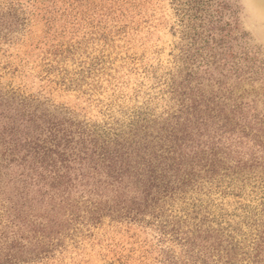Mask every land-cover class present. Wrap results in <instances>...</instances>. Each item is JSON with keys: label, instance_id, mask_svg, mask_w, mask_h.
<instances>
[{"label": "rangeland", "instance_id": "374dc122", "mask_svg": "<svg viewBox=\"0 0 264 264\" xmlns=\"http://www.w3.org/2000/svg\"><path fill=\"white\" fill-rule=\"evenodd\" d=\"M192 98L232 119L226 130L203 127L196 145L215 138L216 150L258 163L261 172L264 0H0V261L193 264L195 255L204 257L200 264H223L208 244L188 254L179 236L163 235L157 223L110 214L91 220L93 206H110L131 187L127 180L107 181L81 131L128 126L144 103L151 121L163 123L167 110L179 112ZM109 104L112 119L105 116ZM200 196L211 217L228 214L225 226L246 215L264 221V185L255 192L248 187L240 199ZM166 200L164 218L176 229L185 205ZM241 230L239 241L248 234L254 242V229L243 224ZM43 236H49L47 255L25 259L36 255ZM234 261L264 264V258Z\"/></svg>", "mask_w": 264, "mask_h": 264}, {"label": "trees", "instance_id": "16d2710c", "mask_svg": "<svg viewBox=\"0 0 264 264\" xmlns=\"http://www.w3.org/2000/svg\"><path fill=\"white\" fill-rule=\"evenodd\" d=\"M172 88L173 93L179 92V86ZM140 92L139 90L137 97ZM191 101L188 105H179L180 113L167 110L168 117L163 123L151 121L152 114L144 103L133 109L128 126L111 122L106 123L104 128L89 130L88 133H85L86 129L81 131L90 138L96 165L106 171L105 174L110 179L107 181L122 183L127 180L126 188L131 187L129 193H118L110 206H103L101 203L93 206L91 215L94 217L91 220L96 217L99 221L110 214L113 219L118 220L137 221L147 225L157 223L163 235L170 233L172 237L179 236V241L189 247L188 254H194L197 246L208 244L211 255L217 254L218 261H223V264H235L237 256L262 261L264 221L259 223L255 217L252 221V218L246 215L236 225L227 222L225 226L223 224L228 214H221L222 219H218L214 214L211 217L209 204L202 207L204 204L200 194L207 198L213 193L243 198L248 187H251V192H255L264 185V168L259 172L258 163L248 165L235 161L230 156L231 153L216 150L215 138L211 141L209 137V140L196 145L195 136L203 127L217 125L218 130H226L232 124V119L222 115L225 114L222 109L214 112V109L209 108V103H205V109H202L204 101L196 98ZM114 109L115 105H107V119L113 118ZM182 110L190 117H181ZM183 119L185 120L181 124ZM71 139L69 136L68 145L72 143ZM202 145L204 149L199 152ZM48 153L54 151L50 149ZM57 155L62 156L59 153ZM188 193L196 195L186 201ZM166 198H178L185 205L184 214L179 216V221L175 223L179 224L176 229L169 228L171 221L164 218L165 212L162 209L163 204H167ZM208 203H211L210 200ZM214 223L217 227L213 226ZM243 224L256 232V238L252 240L254 242L247 241L248 234H243L244 241L238 240V236L243 233ZM46 239H49V236L36 239L35 249L38 252L35 256L25 259H39L47 255L50 247L45 244ZM223 243H227L228 249L222 248ZM7 258L8 256L4 262L0 261V264L24 261V258L16 261ZM201 258L204 259L191 255L193 264H200ZM201 263L206 264L205 261Z\"/></svg>", "mask_w": 264, "mask_h": 264}]
</instances>
